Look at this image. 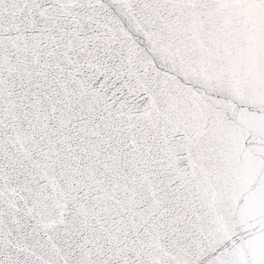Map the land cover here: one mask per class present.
I'll return each instance as SVG.
<instances>
[{
  "label": "snow or ice",
  "instance_id": "obj_1",
  "mask_svg": "<svg viewBox=\"0 0 264 264\" xmlns=\"http://www.w3.org/2000/svg\"><path fill=\"white\" fill-rule=\"evenodd\" d=\"M0 264H264V0H0Z\"/></svg>",
  "mask_w": 264,
  "mask_h": 264
}]
</instances>
